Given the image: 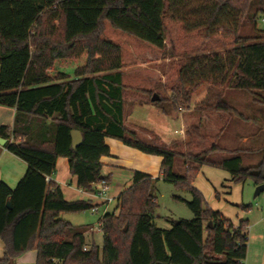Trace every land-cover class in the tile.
Here are the masks:
<instances>
[{
  "label": "trees",
  "instance_id": "1",
  "mask_svg": "<svg viewBox=\"0 0 264 264\" xmlns=\"http://www.w3.org/2000/svg\"><path fill=\"white\" fill-rule=\"evenodd\" d=\"M260 13L264 0H0V105L16 109L14 125L2 126L0 136L7 140L4 147L28 164L14 189L0 183L5 242L0 264H13L33 249L37 264H245L249 221L235 225L207 207L193 182L208 165L228 171L233 182L263 184L264 148L257 165H245L239 150L217 157L227 151L220 140L238 111L222 93L191 106L204 85L264 91V37L256 30ZM249 25L254 33H242ZM168 40L172 55L184 58L164 84L148 70H123L138 58L155 56ZM84 54L87 61L74 77L51 74L58 60ZM154 94L160 100L152 101ZM130 99L160 105L167 114L187 106L188 139L165 143L128 124ZM74 130L83 136L76 147ZM108 138L160 156L163 180L192 194L191 200L175 198L194 217L175 220L171 229L158 227V178L136 170L132 185L101 219L103 247L85 250L88 226H75L61 214L94 205L67 200L48 178L65 157L80 189L109 183L102 162L111 155Z\"/></svg>",
  "mask_w": 264,
  "mask_h": 264
},
{
  "label": "rangeland",
  "instance_id": "2",
  "mask_svg": "<svg viewBox=\"0 0 264 264\" xmlns=\"http://www.w3.org/2000/svg\"><path fill=\"white\" fill-rule=\"evenodd\" d=\"M263 18L264 14L260 13L256 20V30H259L264 37ZM253 30V27L249 25L242 29V33L251 35L254 33ZM231 46L229 44L225 48L216 47L205 52L223 51ZM171 50V42L168 40L167 47L164 50L158 51L153 57L138 58L128 63L123 70H148L151 73H156L158 81L164 84L166 76L184 58L182 55H172ZM86 61L87 54L78 59L58 60L50 72L54 76L63 72L74 77L76 68L83 66ZM160 92L165 96L170 94L163 90ZM217 93H222L225 99L236 108L238 114L233 115L226 133L220 140L221 146L227 151L218 153L216 156L230 157L233 151L239 150L244 157L245 165L259 164L263 159L262 149L264 148V91L248 92L204 85L194 95L191 109L208 95ZM126 109V122L141 129L147 135L159 137L165 143H170L173 139H179L181 136L183 139H188L187 127L184 128L183 121V114L189 111L187 106H184L181 110H171L167 114L163 112L160 105L143 104L138 100L130 99L126 104ZM134 152L141 156L145 155L137 150H134ZM114 154L116 157L113 158V165L109 166L111 178L109 181V196L116 198L119 192L132 185L136 170L151 171L156 175L155 178L160 177V164L154 165L152 161L146 162L144 160L151 158L155 161L159 156L145 155L143 160H139L136 155L126 154L115 148ZM182 162V159L178 160L180 169L183 167ZM229 178H231V175L228 171L205 165L193 184L202 192L207 207L219 211L235 225L243 219L249 221L248 253L245 264H264V191L256 195L257 185L251 179L245 182L230 183ZM156 191L158 207L155 210V216L159 227L168 228L173 225L175 220L192 219L194 217L187 204L175 198V195H180L191 200L192 194L189 191L177 188L176 185L165 182L163 178H160L157 182ZM115 205L116 200L114 199L111 208L113 209ZM62 215L66 218L73 216L76 218L75 221L94 225L97 224L100 218V215L93 214L91 210L77 213L63 212ZM96 242L101 245L103 242L102 237H97Z\"/></svg>",
  "mask_w": 264,
  "mask_h": 264
},
{
  "label": "crops",
  "instance_id": "3",
  "mask_svg": "<svg viewBox=\"0 0 264 264\" xmlns=\"http://www.w3.org/2000/svg\"><path fill=\"white\" fill-rule=\"evenodd\" d=\"M15 115H16V109L14 107L0 105V128L2 126L12 127L14 125ZM184 128H185V124H184ZM0 139H1V136H0ZM107 143L109 144L111 148V155L104 156L102 158V162L104 163L103 174L105 176H110L109 166L113 165L112 164L113 158L116 157V155L114 154V148L122 152H125L126 154H130L132 156L136 155V157L139 160H143L145 155H149V154L144 153L145 155L141 156L140 154L134 152V150H137V149L129 147L125 145L123 142L116 140V139L108 138ZM119 143H122V144H119ZM152 156H156V155H152ZM144 160L146 162L152 161L154 165L160 164V171H159L160 177H158V181H159L160 178H162V172H161L162 158L159 156V158L155 161L151 160V158H146ZM27 170H28V164L23 159L14 155L10 151H8L4 146L0 145V183L5 182L9 187L14 189L18 185L19 181L24 177ZM61 171L62 173H60ZM140 171L147 172V173L149 172V174L152 175L154 178L156 177V175L153 174L151 171H144L143 169H141ZM49 180H53L61 186L62 191L64 193V197L69 201L87 200V201H91L93 205L99 204L101 202V200H99L96 197L98 184L95 185V187L91 190L80 189L77 186V177L73 176L70 172V165H69L68 158H65V157L58 158L56 173L52 177H49ZM228 181L230 183L233 182L231 181V178H229ZM130 186L126 187V189L129 188ZM123 191L119 192L117 194V197ZM61 217L71 222L75 226H81V225L88 226V230L85 233L86 244L88 248H90L92 245L103 247L104 235L99 225L100 219H98L97 224L94 225L90 223L85 224V223H80L78 221H75L76 218H74L73 216L66 218L64 217V215L61 214ZM155 222H156V216H155ZM156 225L158 226L157 222H156ZM171 228H172V225L171 227H168V228L163 227V229H171ZM99 236H101L103 240L101 245L96 242L97 237ZM4 253H5V242L2 238H0V259L4 256ZM37 259H38V251L36 249H33L15 258L13 261V264H37Z\"/></svg>",
  "mask_w": 264,
  "mask_h": 264
},
{
  "label": "built area",
  "instance_id": "4",
  "mask_svg": "<svg viewBox=\"0 0 264 264\" xmlns=\"http://www.w3.org/2000/svg\"><path fill=\"white\" fill-rule=\"evenodd\" d=\"M263 21H264V18H263ZM48 180H49V178H48ZM109 189H110V184L105 180L101 181L98 184L96 197L99 200H101V202L99 204H95L91 209L93 214L100 215L99 225H100L101 229H102L101 219L103 218V216L106 213H108L114 209V208L113 209L111 208V204H112L113 200L115 199L117 201V197L115 198V197L108 195ZM84 249L87 250L88 247L86 246Z\"/></svg>",
  "mask_w": 264,
  "mask_h": 264
},
{
  "label": "water",
  "instance_id": "5",
  "mask_svg": "<svg viewBox=\"0 0 264 264\" xmlns=\"http://www.w3.org/2000/svg\"><path fill=\"white\" fill-rule=\"evenodd\" d=\"M0 57H1V47H0ZM158 100H160V96L158 94H154L152 97V101L155 102ZM72 140H73V146L74 147L80 145L83 141L82 133L80 131H77V130L72 131ZM6 142H7L6 139H3V138L0 139V145L1 146H4L6 144ZM262 191H264V183L257 186L256 195H259ZM8 206L10 208H12V202L11 201L8 202ZM178 222H179V220H176V223H178ZM125 230H127V227L125 228Z\"/></svg>",
  "mask_w": 264,
  "mask_h": 264
}]
</instances>
